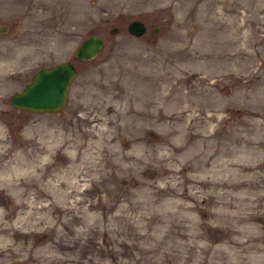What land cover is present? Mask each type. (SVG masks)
Here are the masks:
<instances>
[{
	"label": "rangeland",
	"instance_id": "obj_1",
	"mask_svg": "<svg viewBox=\"0 0 264 264\" xmlns=\"http://www.w3.org/2000/svg\"><path fill=\"white\" fill-rule=\"evenodd\" d=\"M11 1L0 264H264V0ZM88 32L104 45L75 60ZM65 58L58 110L10 105Z\"/></svg>",
	"mask_w": 264,
	"mask_h": 264
},
{
	"label": "water",
	"instance_id": "obj_2",
	"mask_svg": "<svg viewBox=\"0 0 264 264\" xmlns=\"http://www.w3.org/2000/svg\"><path fill=\"white\" fill-rule=\"evenodd\" d=\"M128 32L139 35L145 30V23L139 17H133L125 25ZM117 29L111 25L110 32ZM104 45L103 37L98 33H88L83 36L73 50V56L78 60H88L96 56ZM76 74L74 64L68 60H58L35 69L30 79L19 89L10 92L8 100L15 108L30 111H55L67 100L68 87Z\"/></svg>",
	"mask_w": 264,
	"mask_h": 264
},
{
	"label": "flooded vegetation",
	"instance_id": "obj_3",
	"mask_svg": "<svg viewBox=\"0 0 264 264\" xmlns=\"http://www.w3.org/2000/svg\"><path fill=\"white\" fill-rule=\"evenodd\" d=\"M13 1V2H12ZM11 1V5H13L14 4V0H12ZM16 3V2H15ZM10 29V26L8 25V23L7 22H5V21H3V20H0V34H3L4 32H8V30ZM9 33V32H8ZM88 33H90V32H88ZM88 33H86V34H88ZM11 35H13V32L12 33H10ZM86 34H84V35H86ZM78 43V42H77ZM1 53V52H0ZM72 56H73V53H72ZM73 58L75 59V60H78L77 58H75L74 56H73ZM65 59H68V60H70L71 61V59H69V58H65ZM62 60V59H61ZM58 61V60H57ZM81 61H84V60H81ZM55 61H53V62H50V63H47V64H51V63H54ZM72 62V61H71ZM73 63V62H72ZM47 64H42V65H47ZM74 64V63H73ZM42 65H38L37 67H39V66H42ZM74 66H75V64H74ZM37 67H35L34 68V70L37 68ZM76 67V66H75ZM33 70V71H34ZM33 73V72H32ZM31 73V74H32ZM31 74H30V76H31ZM30 76H29V78L26 80V81H28L29 79H30ZM25 81V82H26Z\"/></svg>",
	"mask_w": 264,
	"mask_h": 264
}]
</instances>
